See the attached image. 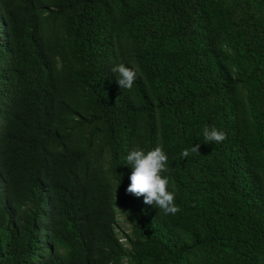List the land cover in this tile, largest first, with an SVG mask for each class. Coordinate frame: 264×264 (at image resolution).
<instances>
[{"label": "trees", "instance_id": "trees-1", "mask_svg": "<svg viewBox=\"0 0 264 264\" xmlns=\"http://www.w3.org/2000/svg\"><path fill=\"white\" fill-rule=\"evenodd\" d=\"M157 144L175 215L127 198V154ZM126 253L264 264V0H0V264Z\"/></svg>", "mask_w": 264, "mask_h": 264}, {"label": "clouds", "instance_id": "clouds-1", "mask_svg": "<svg viewBox=\"0 0 264 264\" xmlns=\"http://www.w3.org/2000/svg\"><path fill=\"white\" fill-rule=\"evenodd\" d=\"M3 24L2 29L6 30L7 24L4 19H1ZM51 38V37H50ZM50 40V39H49ZM106 71L111 73H117V83L121 89H131L136 78L137 71L135 67L126 66L123 62H118L112 68L105 67ZM204 140L208 143L221 144L227 139L226 132L217 129L216 127L205 126L203 128ZM200 144L193 145L190 149L185 148L181 156L188 157L191 153H200ZM127 164L131 166V175L129 177L130 184L126 189V193L129 194L127 198L136 196L135 201H142L147 205H153L163 212L164 215H175L180 211L179 206L175 203V192L169 190L170 181L165 175L168 171V155L165 152L162 144H157L151 150L145 151L143 148L136 146L126 156ZM38 164H36L37 166ZM143 196V197H141ZM115 198L114 200H116ZM105 205V198L95 203V212L100 213V209ZM118 204L115 205V209H118ZM94 208L93 204H90L89 210ZM88 210V211H89ZM115 222L113 224V232L115 239L122 245L131 251L130 243L128 241V234L131 231L129 224L123 220L122 215L117 213ZM129 248V249H128ZM118 259L113 256L109 259L107 264H141L136 259L132 258V255L118 254ZM137 256V255H133Z\"/></svg>", "mask_w": 264, "mask_h": 264}]
</instances>
